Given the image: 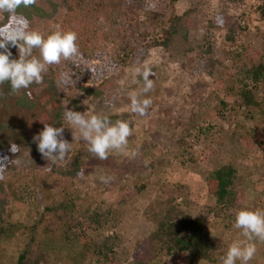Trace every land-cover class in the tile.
I'll use <instances>...</instances> for the list:
<instances>
[{
    "label": "rangeland",
    "instance_id": "374dc122",
    "mask_svg": "<svg viewBox=\"0 0 264 264\" xmlns=\"http://www.w3.org/2000/svg\"><path fill=\"white\" fill-rule=\"evenodd\" d=\"M129 2L139 8V27L136 29L123 24L125 41L135 43L138 34L148 35L145 40H150V36L167 29L168 18L172 14L181 16L188 13L187 22L191 29L182 28L167 48L149 46L143 49L140 46L132 58L129 54L125 63L114 66L111 57L120 62L126 55L118 45L100 42V33L109 30L106 19ZM170 2L89 0L91 10L105 6L110 13L106 18L98 15L91 20L96 26L103 55L88 61L86 66H108L109 74L103 79L112 77L115 82L109 94L100 100L87 99L80 93V112L88 111L102 117L126 116L134 130L128 138L129 151L137 153L134 157L112 153L108 159L99 160L87 151L86 142L73 139V135H79L78 131H72L64 121L63 138L72 143L71 150L63 161L57 162L60 169L51 177L44 171L48 169L40 165L43 157L37 148L24 146L23 135L29 133L33 140L43 130L44 123L52 125L53 113L58 107L71 99L74 90L68 76V61L61 65L58 80L44 74L42 84L30 85L28 90L35 105L29 114L16 112L10 105L11 96L0 88V122L4 124L0 140L8 151L13 143L20 147L18 153L10 151L8 154L10 163L20 161L17 168H14L15 163H9V167L0 172V177L9 185V224H16L19 230L31 225L42 212L41 195L46 197L65 186L60 173L69 168L75 156L80 155L84 174L72 181V193L80 207L110 209L116 214L114 227L98 233L88 231L93 242L97 243L105 236L116 234L117 248L113 260L116 264H163L149 250L147 238L171 203L177 204L192 218L203 216L214 244L230 246L234 241L245 239L239 230L233 228L234 222L225 228L226 222L206 213L207 207L214 204L206 190V177L223 165H233L238 173L239 190L244 193L243 206L246 210H264V121L253 113H246L236 93L234 80L227 76L225 68L215 66L208 74V68L203 67L202 61L209 57L229 68L237 51L244 48L248 54L261 51L264 19L260 17L258 7L264 4V0ZM152 11L162 14L161 24H152V17L148 20ZM228 15L240 27L232 43L226 40L229 20L224 16ZM221 19L227 22L210 28L211 23L218 25ZM53 24L51 20L43 22L35 31L40 30L45 35ZM208 34L210 52L200 55L199 46L203 47V38ZM81 38H85L83 32ZM141 45H144V40ZM134 67H149L154 73L150 77L154 80V88L146 94L153 103L146 117L127 110L130 103L128 93L138 88L132 83L129 72ZM84 85L90 86L91 83L88 81ZM252 135L255 141L246 143L243 140V137L250 140ZM101 176L112 179L105 184L100 181ZM45 177L48 179H43ZM123 198L125 202L120 203ZM5 224L9 225L7 221ZM22 230L0 239V264H15L21 247L20 238L27 236L26 230L23 233ZM35 236L38 241L46 239L40 233ZM253 243L257 251L249 264H264V242L257 240ZM74 245L78 246L57 245L48 250V255L60 264H77L75 255L80 245Z\"/></svg>",
    "mask_w": 264,
    "mask_h": 264
},
{
    "label": "trees",
    "instance_id": "16d2710c",
    "mask_svg": "<svg viewBox=\"0 0 264 264\" xmlns=\"http://www.w3.org/2000/svg\"><path fill=\"white\" fill-rule=\"evenodd\" d=\"M258 8L260 17L264 19V4ZM138 9L137 5H132L131 2L125 4L119 11L114 12V16L106 19L109 30L100 33L102 36L99 39L101 40L100 42L103 41L107 45H118L120 50L126 55L125 59L120 62H117L118 59L115 60L111 57L110 60L114 62V66H120V64L125 63L129 54L132 58L134 52L140 46L143 49L149 46L167 48L171 44L173 37L182 28L191 29V24L187 22L188 13L181 16L172 14L168 18L167 29H161L158 35L150 36V40H145L148 35L142 36L138 34L135 39L136 42L130 43L123 40V24L137 29L139 27L137 19ZM109 13V9L105 6L100 7V10H91L89 0H36V4L30 7H19L12 17L7 12L0 13V27L11 24L13 28L22 30L24 20H26L27 30L35 31L37 26L51 20L54 24L50 32L45 35L42 34L45 38L56 31L57 25L60 26L62 31L70 30L78 34L77 44L80 57L74 61L68 60V76L74 92L69 102L62 104L53 113L52 126L54 127L63 126L65 105L70 110L81 111V100L78 98L80 93L87 99L100 100L109 94V89L115 82L112 77V79H103L109 74L108 66L101 65L90 68L86 66L88 61L99 57L98 55H103L101 43L98 42L96 26L91 20L98 15L106 18ZM151 17L153 20L152 24L162 23L163 16L161 13L152 11V15L148 17V20ZM224 17L227 21L229 20L226 40L232 43L236 40L240 27L235 23L234 18L229 15ZM226 20L221 19L222 22L218 25L211 23L210 28L220 26V24L224 25L227 22ZM38 32L41 33L40 30ZM81 32L85 34V38H81ZM183 38L186 39L185 36ZM143 40L144 45L142 46ZM7 47L8 51L12 53V59H18L17 49L10 43ZM210 49L211 40L208 34L203 38V47L199 46V54L202 55L203 52V55H206L210 52ZM33 55H38V51L34 50ZM116 57L119 58L118 53ZM65 63L66 61H62L59 65L50 66L45 75L53 80H58L60 67ZM202 63L203 67L208 68V74L211 73L215 66L225 68L227 76L232 77L234 80L236 93L246 113H253L264 121V37L261 51L253 52L252 54L250 52L248 54L246 48L237 51L232 56L229 68H226L220 61L209 57H205ZM88 81H90L91 85H84ZM0 88L11 96L12 102H10V105L16 112L29 114L34 109V97L27 95V93H30L28 89H22L18 94H12L8 82L0 84ZM107 118L112 122L117 119L127 121L126 116H110ZM3 128L4 124L0 122V130H3ZM27 135H23L24 146H27L26 148H37V145L31 139L32 136L29 133ZM244 139L246 143H250L251 140L255 141L254 135H252L250 140L247 137H243ZM5 146L6 144L0 140V160H3L4 157L8 158L10 153ZM79 157L80 155L75 156L69 168L60 173L65 186L46 197L41 195L42 212L31 225L23 229L26 230L27 236L26 238H20L21 247L15 264H60L50 258L48 250L61 244L70 245V247L78 246L74 244L80 245V249L75 255V259H78L77 264H116L113 261L115 260L114 254L117 248L116 234L105 236L98 243L93 242L88 235V231L98 233L105 228L114 227L117 222L116 214L110 209L99 210L80 207L72 193L71 183L80 176L78 173L83 170V163L79 160ZM40 159H43L41 162L39 161L41 166L47 169L50 168V171H44H47L51 177L60 169L57 163L48 162L44 158ZM9 163L10 160L7 159L4 162V166L7 167ZM14 168H17L16 163ZM40 168L42 169V167ZM43 179L48 178L45 177ZM8 189L9 185L4 181V178L0 177V239L3 236L15 234L16 231L22 230H19L16 224L12 222L9 224L8 222L10 217L8 202L10 194ZM206 190L214 201L212 206L207 207L206 213L226 222L225 228L228 227L229 223L234 222L236 211L246 209L243 206L244 193L238 187V173L231 164L223 165L207 175ZM124 202L125 198L120 201V203ZM5 221L9 225L6 226ZM157 223L155 230L147 238V244H149L148 248L152 251L151 253L154 257L161 260L163 264H221L220 258L226 254L229 246L214 244L211 241L210 232L203 216L198 215L192 218L180 210L177 204L171 203L167 213ZM23 230L21 231L22 233ZM39 233L44 235L46 239L38 241L35 235Z\"/></svg>",
    "mask_w": 264,
    "mask_h": 264
},
{
    "label": "clouds",
    "instance_id": "9594fccd",
    "mask_svg": "<svg viewBox=\"0 0 264 264\" xmlns=\"http://www.w3.org/2000/svg\"><path fill=\"white\" fill-rule=\"evenodd\" d=\"M34 4L36 0H0V13L7 12L12 17L19 7L27 8ZM77 40L78 34L75 31H62L58 25L56 31L46 38L37 31L27 30L26 20L22 30L13 28L11 24L0 27V49H3L0 51V84L8 82L12 94H18L34 83L42 84L44 74L50 66L59 65L62 61H74L80 57ZM9 43L17 49L18 59H10L12 53L8 51ZM34 50L38 51V55H33ZM129 72L132 83L138 85V88L128 93L130 103L127 110L139 117H146L153 103L151 97H146V94L154 88V80L150 79L154 73L149 67H134ZM66 106L63 119L72 131L76 130L79 134L73 135V139L86 142L87 151L92 156L106 160L112 153L132 157L137 155L135 151L128 149V138L134 131L129 121L117 119L112 122L107 117L90 114L88 111L81 113ZM64 129L63 126L54 127L44 123L43 130L33 137L38 152L48 162L63 161L71 150L72 143L63 138ZM10 151L16 154L20 147L13 143L10 145ZM7 159L4 157L0 160V172L6 168L4 162ZM11 163L19 164L20 161L13 160ZM48 170L50 171V168ZM83 174L84 170L78 173ZM99 179L107 184L112 178L101 176ZM233 228L239 230L245 239L234 241L228 247L226 254L220 258L221 264H237V261L239 264H249L257 251L253 241L264 242V210L236 211Z\"/></svg>",
    "mask_w": 264,
    "mask_h": 264
}]
</instances>
